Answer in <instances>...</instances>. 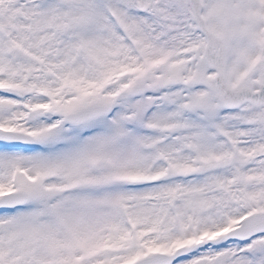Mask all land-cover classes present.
<instances>
[{"label": "snow or ice", "instance_id": "obj_1", "mask_svg": "<svg viewBox=\"0 0 264 264\" xmlns=\"http://www.w3.org/2000/svg\"><path fill=\"white\" fill-rule=\"evenodd\" d=\"M0 264H264V0H0Z\"/></svg>", "mask_w": 264, "mask_h": 264}]
</instances>
